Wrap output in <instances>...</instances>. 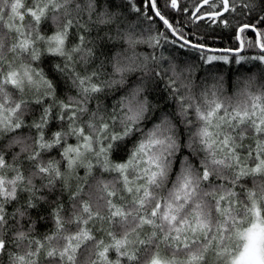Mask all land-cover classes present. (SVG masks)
<instances>
[{
  "label": "clouds",
  "instance_id": "9594fccd",
  "mask_svg": "<svg viewBox=\"0 0 264 264\" xmlns=\"http://www.w3.org/2000/svg\"><path fill=\"white\" fill-rule=\"evenodd\" d=\"M150 2L0 0V264H264V0Z\"/></svg>",
  "mask_w": 264,
  "mask_h": 264
},
{
  "label": "snow or ice",
  "instance_id": "6c2138e0",
  "mask_svg": "<svg viewBox=\"0 0 264 264\" xmlns=\"http://www.w3.org/2000/svg\"><path fill=\"white\" fill-rule=\"evenodd\" d=\"M173 4L176 3V0H172ZM148 10L153 11L155 10L157 14V19L160 20L161 23H171L170 15H166L162 9L161 6V0H151V2L148 5ZM174 13H171V16H174ZM206 15H215V13H207ZM243 27V26H242ZM234 32L237 34V43H239L241 46H243V36L239 34V30L234 29ZM253 38L256 40V43L261 47L264 48V38L260 37L258 34L253 33ZM189 43H195L191 40V38H188ZM200 47H210V45H198ZM235 50V49H234ZM212 57L210 56L209 59Z\"/></svg>",
  "mask_w": 264,
  "mask_h": 264
}]
</instances>
